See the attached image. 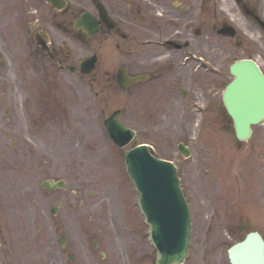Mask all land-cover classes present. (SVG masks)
Masks as SVG:
<instances>
[{
  "label": "flooded vegetation",
  "instance_id": "1",
  "mask_svg": "<svg viewBox=\"0 0 264 264\" xmlns=\"http://www.w3.org/2000/svg\"><path fill=\"white\" fill-rule=\"evenodd\" d=\"M66 1L67 6L56 9L45 0H0V117L7 125L5 129L0 123V162L16 168L4 174L0 166V264L117 261L113 254L98 252L95 242L92 250H84L86 241L75 235L61 234L58 249L52 251L54 242L47 233V188L45 179L38 177L47 153H37L34 142L21 139L16 131L23 125L22 108L15 102L20 93L28 96L33 123L43 117L47 125V114L55 111L51 104H56L65 88L74 89L89 80L97 83L100 77L116 81L117 70L124 66L131 76L146 75L145 81L126 90L130 95L138 86L147 87V93L162 91L168 99H182L179 110L185 111L186 103L195 98L206 101L211 91V65H221L219 60L227 59L225 42L229 38L219 35V29L232 24L225 11L228 0H204V13L197 23L191 14L199 0H100L107 7L109 23L94 4L93 8L83 5L90 0ZM235 4L240 11L246 4L264 18V0ZM84 12L98 20L94 34L75 26ZM38 38L47 41V51L38 45ZM92 54L97 55V64L91 74H84L82 62ZM185 57L189 58L186 64ZM41 82L44 105H31ZM259 148L264 151V146ZM19 161L31 165H14ZM34 162L40 163L38 168ZM262 164V170H254L257 209L254 216L240 212L237 221L241 231L248 222L264 223V160ZM4 184L6 190L2 191ZM57 230L63 228L57 226Z\"/></svg>",
  "mask_w": 264,
  "mask_h": 264
},
{
  "label": "rangeland",
  "instance_id": "2",
  "mask_svg": "<svg viewBox=\"0 0 264 264\" xmlns=\"http://www.w3.org/2000/svg\"><path fill=\"white\" fill-rule=\"evenodd\" d=\"M83 5L88 6L86 2ZM224 5L239 21L240 36L239 40L225 42L227 59L219 60L221 65L218 67L222 72L211 76L212 88L205 101L211 108L207 112L198 111L190 101L186 103L188 107L191 105L190 108L179 110L182 99H168L162 91L147 93V87L132 89L130 96L106 77L97 83L85 81L80 87L65 88L54 98L56 104H51V110L56 112L51 115L57 123L52 126L47 122V129L41 124L34 135L36 152L47 153V162L42 163L46 167H40L39 177L67 181L64 189L47 191L48 219L53 217L50 209L62 200L60 212L54 216L56 222H65L79 233V237L88 234L89 239L99 240L101 249L120 261L123 258L119 240L129 239L130 250L135 252L137 260L139 254L141 264H154L155 249L148 239V226L136 204L138 194L124 160L128 149L146 142L157 156L176 162L193 208L191 253L184 264H229L226 249L241 234L236 230L240 212L244 216H254L257 209L254 170L256 167L262 170L264 151H260L255 136L251 144H242L230 128L220 130L218 108L222 104L225 85L233 78L230 66L235 60L252 58L264 70V29L240 13L233 0ZM41 96L36 95L31 105H43V100L39 103ZM16 101L20 106L25 98L19 96ZM118 108L123 110L121 120L137 131L135 140L124 148L114 144L104 124L110 113ZM20 112L23 125L16 131L21 139L25 136V140H30L25 115L22 110ZM202 119L206 125L199 128ZM60 122L71 125L62 128ZM226 122L231 126V119ZM0 123L6 129L1 117ZM256 131L261 134L264 126ZM181 142L190 147L191 157H184L178 149ZM255 146L258 148L253 150L254 159L246 167L242 156ZM257 159H260L258 163ZM19 164L25 168L31 165L20 161L14 165ZM33 164L38 168L40 163ZM0 166L4 174L8 169L15 170L4 162H0ZM1 186L5 191L6 184ZM75 224L77 226H73ZM229 228L234 232L230 234ZM52 236L53 239L57 237L54 233Z\"/></svg>",
  "mask_w": 264,
  "mask_h": 264
},
{
  "label": "water",
  "instance_id": "3",
  "mask_svg": "<svg viewBox=\"0 0 264 264\" xmlns=\"http://www.w3.org/2000/svg\"><path fill=\"white\" fill-rule=\"evenodd\" d=\"M231 72L235 79L227 87L224 99L234 119L237 136L245 139L251 135V124L264 120V74L249 59L236 62ZM119 76L120 85L125 87L127 78L122 71ZM119 114L120 111L114 112L105 123L115 142L124 146L133 138L134 131L118 120ZM180 148L188 155L183 145ZM126 162L128 172L141 193L139 203L151 226V237L158 249V263H182L188 252L190 212L176 168L153 157L146 146L131 150ZM64 185V181L47 182L50 189ZM229 254L231 264H264V239L258 232H250L230 248Z\"/></svg>",
  "mask_w": 264,
  "mask_h": 264
}]
</instances>
